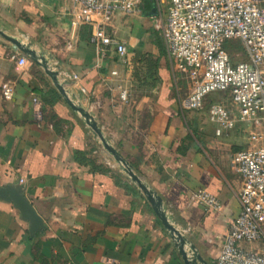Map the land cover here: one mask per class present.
Listing matches in <instances>:
<instances>
[{"label": "crops", "instance_id": "crops-1", "mask_svg": "<svg viewBox=\"0 0 264 264\" xmlns=\"http://www.w3.org/2000/svg\"><path fill=\"white\" fill-rule=\"evenodd\" d=\"M162 1L166 6L168 0ZM144 3L140 13L116 14L107 22V30L126 43L129 65L114 53L97 54L91 26L82 22L72 0H0V29L54 55L67 95L93 115L109 142L162 197L198 252L215 264L241 209L234 154L247 145V131L238 123L217 135L208 118L209 99L200 111L182 107L189 88L176 80L161 33L151 39L153 16L144 13ZM3 37L0 187L20 186L44 226L31 233L13 203L0 199V264H185L138 185L99 147L52 77ZM22 55L24 65L17 61ZM146 56L157 59L158 67H142ZM140 69L145 76L132 92L133 71ZM4 82L13 87L10 99L3 95ZM51 88L58 92L56 101ZM122 90L129 93L127 101L120 98ZM34 98L41 102L40 119ZM201 188L219 198L220 210L196 201ZM244 245L261 248L264 242Z\"/></svg>", "mask_w": 264, "mask_h": 264}, {"label": "built area", "instance_id": "built-area-1", "mask_svg": "<svg viewBox=\"0 0 264 264\" xmlns=\"http://www.w3.org/2000/svg\"><path fill=\"white\" fill-rule=\"evenodd\" d=\"M78 16L91 26L90 41L102 58L116 54L122 65L131 58L126 43L107 30L116 14L140 13L144 0H72ZM155 0L154 27L160 31L166 51L173 61L176 80L186 83L188 93L181 100L186 110L200 111L207 97L221 93L223 99L210 102L208 118L216 134L242 123L247 145L234 154L242 183L237 192L241 209L229 224L215 264H264V245L248 248L245 243L264 242V0ZM238 38L247 59L233 61L231 40ZM11 57L17 58V54ZM18 64L24 65L25 55ZM119 76V70H112ZM77 78L78 75L74 74ZM10 99L13 87L2 84ZM84 91V88L82 89ZM127 101V90L120 92ZM38 119L41 102L34 98ZM196 201L205 209L220 210L219 198L206 189L197 191Z\"/></svg>", "mask_w": 264, "mask_h": 264}, {"label": "water", "instance_id": "water-1", "mask_svg": "<svg viewBox=\"0 0 264 264\" xmlns=\"http://www.w3.org/2000/svg\"><path fill=\"white\" fill-rule=\"evenodd\" d=\"M157 12L156 5L153 4L149 11V16H154ZM0 34L9 40L15 48L19 51L29 55L31 59L39 62L44 71L50 75L53 79L55 86L58 88L60 93L65 97L66 102L69 106L80 113L84 118L88 127L93 131L94 136L98 138L104 145V148L114 156V158L121 163L123 170L127 176L132 179L141 190L142 194L146 197L148 202L151 204L156 215L160 219L163 226L170 233L171 238L174 241V246L178 249V252L185 264H210L197 250L195 244L192 243L188 234L178 228L176 224L170 220L164 206L162 197L151 188L132 168L130 163L121 155L120 151L109 142V140L103 134L101 128L98 126L97 121L93 115L82 105L74 102L68 95L64 86L58 81L59 71L52 69L49 66V60L42 54H39L35 48L32 47L31 42H25L15 36L9 35L0 29ZM39 57V58H38ZM0 199L8 202H12L13 205L19 210L23 219L29 221L30 232L35 233L44 226V220L38 213L37 209L25 196L20 186L13 184H7L0 187Z\"/></svg>", "mask_w": 264, "mask_h": 264}, {"label": "rangeland", "instance_id": "rangeland-1", "mask_svg": "<svg viewBox=\"0 0 264 264\" xmlns=\"http://www.w3.org/2000/svg\"><path fill=\"white\" fill-rule=\"evenodd\" d=\"M153 20V19H152ZM153 24H154V20H153ZM10 35V34H9ZM160 37V31L159 30H157L155 27H153V30H152V32H151V39H156V40H158V38ZM4 39H6L5 37H3ZM20 39V38H19ZM7 40V39H6ZM21 40H23V41H25V42H31L32 43V47L33 48H35V49H37V52L39 53V54H42V55H45V57L49 60V66L51 67V68H55V67H57V66H59L60 64H58V62H56V60H54L55 58H54V55L52 56V55H49V54H46V53H48V51H46V50H41L40 52H39V50H38V48L37 47H35V42H33L32 40H28V38H26V37H22L21 38ZM7 41H9V40H7ZM231 43H232V47L229 45V51H230V53H231V55H232V58H233V61H243V60H246L247 59V56H246V54H245V52L243 51V49H242V42H241V40L240 39H238V38H235V39H233V40H231ZM145 54H147L148 56H151L150 55V53H147V52H145ZM30 59H31V57L29 56V55H27ZM148 56H146V57H148ZM39 58V57H38ZM50 60H51V62H50ZM31 61L33 62V65H37V66H39L42 70H44V68H43V66L39 63V62H37V61H35V60H33V59H31ZM142 67H146V68H148L147 66H146V64L144 63V65H142ZM136 69V68H135ZM145 69H140V70H137V72L135 71H133V73L136 75L135 76V80H136V82L135 83H133V85L131 86V91L133 92V89L135 90L136 88V85H139V81H142L143 79H142V77L143 76H145V71H144ZM137 80H139L138 82H137ZM150 83V82H149ZM141 84V83H140ZM149 85V84H148ZM175 86V85H174ZM174 88V87H173ZM175 90V89H174ZM133 95V94H132ZM216 95H217V97H213L214 95H209L208 97H207V103H208V99H209V102H213V101H216V100H220V99H223V96H221V93H216ZM183 97V94L181 95V98ZM214 98H216V99H214ZM96 140H97V142H98V145H99V147L102 149V150H105L106 152H108L105 148H104V145H103V143L98 139V138H96ZM109 153V152H108ZM111 156H112V158H113V160L114 161H116V162H118L115 158H114V156L112 155V154H110ZM119 163V162H118ZM119 165H120V169L125 173V171L123 170V167H122V165H121V163H119ZM126 174V173H125ZM167 212V214H168V216H169V218H170V220H172L175 224H176V226L178 227V228H180V229H182V230H184V228H182L181 226V224H179L175 219H174V217H172V215H170V213L168 212V211H166ZM186 232V231H185ZM189 236V235H188Z\"/></svg>", "mask_w": 264, "mask_h": 264}, {"label": "trees", "instance_id": "trees-1", "mask_svg": "<svg viewBox=\"0 0 264 264\" xmlns=\"http://www.w3.org/2000/svg\"><path fill=\"white\" fill-rule=\"evenodd\" d=\"M144 1H145V3H144V6H143V8H144L143 10H144V13H147L152 8L155 0H144ZM141 61H144V63L148 67V69L153 68L154 64H156V68L158 67V60L157 59H154V58H151V57H142ZM52 92L54 93V99L57 96H59L58 92L55 91V89H52ZM54 101H56V99Z\"/></svg>", "mask_w": 264, "mask_h": 264}]
</instances>
